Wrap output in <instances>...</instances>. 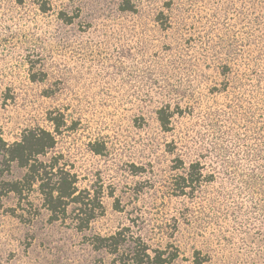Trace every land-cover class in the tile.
<instances>
[{"label": "rangeland", "instance_id": "1", "mask_svg": "<svg viewBox=\"0 0 264 264\" xmlns=\"http://www.w3.org/2000/svg\"><path fill=\"white\" fill-rule=\"evenodd\" d=\"M120 1L0 0L3 137L51 129L48 112H63L54 151L73 164L80 188L101 189L104 208L80 233L69 222H49L36 193L34 209L16 215L9 211L15 197H4L0 264H106L111 256L88 237L122 227L153 248L177 247L170 264H191L195 249L209 256L204 264H264V216L251 208L258 200L237 190L236 174H219L190 197L174 196L171 182L177 158L194 159V149L231 125V98L242 100L239 112L249 106L244 86L227 96L208 91L220 80L218 48H240L242 67L262 48L264 0H131L133 13L121 11ZM167 1L170 21L162 29L154 17ZM60 12L78 17L67 23ZM165 104L184 110L169 132L156 116ZM247 129L235 127L241 135ZM94 140L105 146L100 155L89 149ZM22 173L13 165L10 177Z\"/></svg>", "mask_w": 264, "mask_h": 264}, {"label": "trees", "instance_id": "2", "mask_svg": "<svg viewBox=\"0 0 264 264\" xmlns=\"http://www.w3.org/2000/svg\"><path fill=\"white\" fill-rule=\"evenodd\" d=\"M170 5V1L165 2L166 10L157 11L154 17V21L162 29L169 25ZM118 8L131 13L137 10L131 0H121ZM41 9L47 10L44 4ZM59 15L67 23L78 17V14L67 15L64 12ZM256 43L258 42H248V45ZM259 43L260 46L263 45L262 48L251 54L242 63L243 67L238 60L240 48H218L217 52L224 55L217 65L220 80L208 92L227 96L231 93L230 88L237 90L244 86L243 90L247 91L249 99H243L249 106L244 113L239 112L242 100L231 98L226 104L227 108L232 107L233 118L229 121L231 125L220 130L217 141L194 149V159L187 163L176 159L172 171L178 173L171 179L174 196L190 197L206 183L213 182L219 174H226L230 179L233 178L232 174H236L235 187L240 193L247 192L251 200H258L259 203L254 202L251 208L259 210L264 216V42ZM32 79H36L34 75ZM256 99L260 103L258 106L253 105ZM183 113L184 110L178 105L174 109L169 104L157 108L156 116L161 130L171 131L172 118ZM240 116L245 124L236 123ZM47 119L51 129L28 127L12 142L5 140L0 126V206L1 200L11 194L16 202L10 208V213L16 215L17 209L28 213L34 205L30 195L36 193L48 212L49 222H69L77 232L83 233L104 212L101 189L80 188L73 164L64 160L63 154L54 151L57 135L62 133V128L66 125L64 113L51 110ZM74 126L75 123L72 122L68 127L72 129ZM235 127L248 129L241 135ZM228 143L232 146H228ZM104 148L96 140L89 143V149L94 154H102ZM13 165L23 171L21 176L10 177ZM88 241L94 250L104 251L111 256L106 264H170L179 253L175 246L173 251L151 247L140 235H134L129 227H122L107 236L91 235ZM208 260V255L200 250H193L191 264H204Z\"/></svg>", "mask_w": 264, "mask_h": 264}]
</instances>
